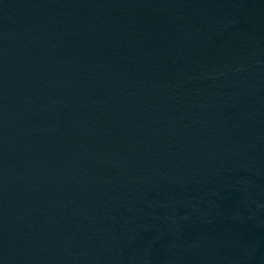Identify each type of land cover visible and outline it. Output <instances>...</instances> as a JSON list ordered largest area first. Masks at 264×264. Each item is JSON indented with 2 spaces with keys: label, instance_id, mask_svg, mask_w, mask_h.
Instances as JSON below:
<instances>
[{
  "label": "water",
  "instance_id": "95a60500",
  "mask_svg": "<svg viewBox=\"0 0 264 264\" xmlns=\"http://www.w3.org/2000/svg\"><path fill=\"white\" fill-rule=\"evenodd\" d=\"M0 264H264V0H0Z\"/></svg>",
  "mask_w": 264,
  "mask_h": 264
}]
</instances>
